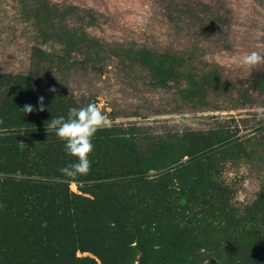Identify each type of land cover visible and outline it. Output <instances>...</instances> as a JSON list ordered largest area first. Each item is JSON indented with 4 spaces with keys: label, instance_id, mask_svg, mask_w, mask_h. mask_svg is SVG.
I'll return each mask as SVG.
<instances>
[{
    "label": "trees",
    "instance_id": "obj_1",
    "mask_svg": "<svg viewBox=\"0 0 264 264\" xmlns=\"http://www.w3.org/2000/svg\"><path fill=\"white\" fill-rule=\"evenodd\" d=\"M250 1L264 11V0ZM1 2L31 44L24 71L0 69V264H130L135 250L140 264H175L188 244L203 247L190 264H204L207 252L206 264H264V185L241 201L237 168L264 166L257 112L264 108V68L251 77L253 89L243 90L239 75L207 55L226 47L228 0H152L149 20L160 17L167 33L127 40L109 39L107 14L92 7ZM139 70L151 91L175 90L179 107L152 113L162 116L159 127L112 111L111 128L93 138L89 173L63 176L60 169L75 161L47 123L71 107L99 103L102 94L88 85L75 89L73 78L109 82ZM25 105L33 111L24 113ZM240 109L258 119L253 133L235 115H219ZM72 182L91 197L71 191ZM167 226L169 242L155 246Z\"/></svg>",
    "mask_w": 264,
    "mask_h": 264
},
{
    "label": "rangeland",
    "instance_id": "obj_2",
    "mask_svg": "<svg viewBox=\"0 0 264 264\" xmlns=\"http://www.w3.org/2000/svg\"><path fill=\"white\" fill-rule=\"evenodd\" d=\"M0 0V69L7 71H24L27 62V53L30 48L29 36L18 30L14 24L8 22V16L4 14V3ZM59 2H73L81 7H92L101 13L107 14L108 26L106 36L112 40H127L130 38H141L145 33L161 32L167 33L163 29L162 19L156 18L150 21L152 0H56ZM228 4L232 8V28L229 32L226 47L219 49L210 47L207 51L208 59L211 62H216L226 69V72L233 71L239 78L235 80L243 90H252L251 77L261 73L264 64L248 69L242 67L240 59L246 53L258 51L264 54V11L256 6L250 0H228ZM164 30V31H163ZM30 43V44H29ZM204 55V53H203ZM205 59V56H203ZM207 58V56H206ZM203 60V59H202ZM198 61L200 66H205L207 63ZM206 60V59H205ZM204 60V61H205ZM207 61V60H206ZM210 62V63H211ZM129 73V72H128ZM118 74L113 76L109 82L102 78H96L93 75H83L77 73L73 78V86H91V89H97L102 94L99 96V105L104 114L109 118L110 113L116 115H134L138 114L142 117L144 123L161 122L162 116H153L152 113L171 112L179 107V95L175 90H152L149 86H144L143 81L147 80L146 72L137 71L136 74ZM105 80V82H103ZM139 88V90L137 88ZM137 89V91H134ZM247 91V92H248ZM135 92H138L137 94ZM145 92L149 96H145ZM142 94V95H140ZM139 95V96H138ZM256 99V98H255ZM222 100H225L222 98ZM255 101L254 98L244 102L249 103ZM226 103V104H224ZM220 105L224 108L232 107L231 103L224 102ZM257 103V101H256ZM115 114H113L115 116ZM233 114L239 119L242 125H248L246 133L254 131L258 125V119L252 115H248L247 110L240 109L229 112L219 113L224 115ZM168 117V116H167ZM170 120L177 121L176 115H169ZM124 120V119H120ZM135 119H132L134 121ZM139 121V119H138ZM126 122V121H125ZM191 125V124H190ZM206 125V124H203ZM193 127H199L195 125ZM238 168L239 176H242L239 184V196L241 201H250L255 198L260 188L264 185V166L253 167V169L245 165ZM248 170V171H247ZM237 172V171H236ZM71 191L82 194L86 197H91L92 192L79 191L76 183L70 185ZM170 231V232H169ZM171 228L167 226L164 234L155 240V246L167 245L170 240ZM158 246V247H159ZM182 250H177L179 255L178 261L175 264H190V256L193 252L203 250V247L194 245L182 247ZM80 257H89L94 259L95 256L91 253H78ZM211 254L207 252L204 264H206ZM140 253L132 251L130 253V264H140ZM189 260V261H188ZM188 261V262H185ZM97 264L100 261L97 260Z\"/></svg>",
    "mask_w": 264,
    "mask_h": 264
},
{
    "label": "clouds",
    "instance_id": "obj_3",
    "mask_svg": "<svg viewBox=\"0 0 264 264\" xmlns=\"http://www.w3.org/2000/svg\"><path fill=\"white\" fill-rule=\"evenodd\" d=\"M242 67L252 69L264 64V55L258 51L246 53L240 59ZM40 111H44L43 97L39 99ZM24 113H31L33 107L25 105L22 109ZM258 119L264 118V108L258 109ZM48 128L54 129L58 139L64 143L66 155L73 158L75 162L62 167L60 172L69 179L86 175L91 169L90 155L94 150L93 138L101 130L111 128V119L104 114L100 105L90 102L86 106L68 110L67 117H52L47 123Z\"/></svg>",
    "mask_w": 264,
    "mask_h": 264
}]
</instances>
